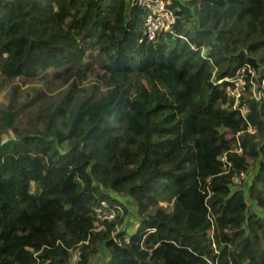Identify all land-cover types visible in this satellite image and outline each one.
<instances>
[{"label":"trees","instance_id":"obj_1","mask_svg":"<svg viewBox=\"0 0 264 264\" xmlns=\"http://www.w3.org/2000/svg\"><path fill=\"white\" fill-rule=\"evenodd\" d=\"M172 8L148 40L131 0H0V91L64 75L23 119L29 101L0 102V264H264V108L214 83L264 73V0ZM103 201L122 212L94 231Z\"/></svg>","mask_w":264,"mask_h":264},{"label":"built area","instance_id":"obj_2","mask_svg":"<svg viewBox=\"0 0 264 264\" xmlns=\"http://www.w3.org/2000/svg\"><path fill=\"white\" fill-rule=\"evenodd\" d=\"M131 2L147 11L143 33L148 40L154 39L158 31L169 30L176 22L177 15L172 8V0H131ZM214 83L221 84L232 100V107L243 116L248 112L251 102L259 103L264 108V73L251 64L240 66L232 76L218 79ZM235 150L240 152L238 147ZM219 159L223 164L224 172H229L231 161L228 160L226 153L219 156ZM245 177L246 173L240 172L234 174L232 179L233 182L240 183ZM119 212H122L120 205L110 206L104 201L101 202L100 206L94 208L93 230H104L106 222L116 218ZM77 258V254L72 257L73 260Z\"/></svg>","mask_w":264,"mask_h":264},{"label":"rangeland","instance_id":"obj_3","mask_svg":"<svg viewBox=\"0 0 264 264\" xmlns=\"http://www.w3.org/2000/svg\"><path fill=\"white\" fill-rule=\"evenodd\" d=\"M74 74L76 77L86 76L87 80L84 84L85 91L90 92L95 85L96 80L100 76L101 71L99 68L92 67L89 70L78 69ZM63 80L64 75L58 79H49L46 81H40L38 79L25 80L23 78H16L15 80L9 82L6 87H4L5 89L0 91V102L12 99L13 105L17 106L23 102L29 101L30 104L24 107L18 116V119H23L31 111L36 109L40 100L49 98L56 88L63 83ZM38 94H41L42 97L38 98ZM115 127L121 134L122 125L115 124ZM253 171L254 170H251L247 173L246 177L244 178V183H249L250 176L252 175ZM123 200L126 208L128 209V214L126 215L123 226L129 231H132L136 218L135 207L133 203L127 198H124ZM259 212L264 213V210L259 209ZM103 260H105L104 255L99 253L91 260L90 264H101Z\"/></svg>","mask_w":264,"mask_h":264}]
</instances>
